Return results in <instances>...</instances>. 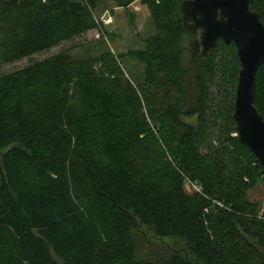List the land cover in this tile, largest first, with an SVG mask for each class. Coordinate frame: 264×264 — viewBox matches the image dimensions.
Returning a JSON list of instances; mask_svg holds the SVG:
<instances>
[{
    "label": "trees",
    "instance_id": "obj_1",
    "mask_svg": "<svg viewBox=\"0 0 264 264\" xmlns=\"http://www.w3.org/2000/svg\"><path fill=\"white\" fill-rule=\"evenodd\" d=\"M184 1L142 0L156 28L130 54L142 78L110 52H63L0 77V264H156L136 258L141 226L194 255L167 264H264V209L247 197L264 168L232 118L237 49L218 41L208 59L190 45L188 55ZM95 9L96 0H0V63L97 29ZM251 9L264 24V0ZM219 73L229 90L217 110ZM255 106L264 118V65Z\"/></svg>",
    "mask_w": 264,
    "mask_h": 264
},
{
    "label": "rangeland",
    "instance_id": "obj_2",
    "mask_svg": "<svg viewBox=\"0 0 264 264\" xmlns=\"http://www.w3.org/2000/svg\"><path fill=\"white\" fill-rule=\"evenodd\" d=\"M121 1L124 0H96L94 14L98 23L97 29L19 62L9 65L0 63V77L63 52L68 53L74 60L96 59L110 52L116 57L125 56L123 64L127 72L138 79L142 78L144 68L130 54L144 50L146 41L155 35L156 28L150 9L142 3V0L127 8L121 7ZM194 38L188 36L184 41L188 55H190V42ZM224 79L223 74L219 73L212 87L213 108L217 110L224 108L229 90ZM189 122L195 123L196 118L190 119ZM188 190L192 188L188 187ZM247 197L248 201L257 206L261 212L264 209V182L251 189ZM132 237L136 247V258L139 261L167 264L176 257L184 260L194 259L193 253L183 239L159 238L152 229L145 226L133 230Z\"/></svg>",
    "mask_w": 264,
    "mask_h": 264
},
{
    "label": "water",
    "instance_id": "obj_3",
    "mask_svg": "<svg viewBox=\"0 0 264 264\" xmlns=\"http://www.w3.org/2000/svg\"><path fill=\"white\" fill-rule=\"evenodd\" d=\"M253 0H186L180 13L186 31L198 38L191 44L208 59L218 41L234 44L240 62L232 118L236 135L264 168V118L255 106L256 77L264 65V24Z\"/></svg>",
    "mask_w": 264,
    "mask_h": 264
}]
</instances>
